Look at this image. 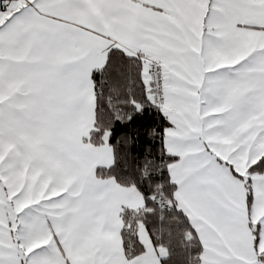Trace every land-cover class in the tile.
<instances>
[{"label": "snow or ice", "instance_id": "obj_1", "mask_svg": "<svg viewBox=\"0 0 264 264\" xmlns=\"http://www.w3.org/2000/svg\"><path fill=\"white\" fill-rule=\"evenodd\" d=\"M0 264H264V0H0Z\"/></svg>", "mask_w": 264, "mask_h": 264}]
</instances>
